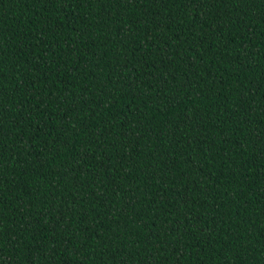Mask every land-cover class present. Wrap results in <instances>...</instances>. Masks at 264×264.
I'll return each instance as SVG.
<instances>
[{
	"label": "trees",
	"instance_id": "trees-1",
	"mask_svg": "<svg viewBox=\"0 0 264 264\" xmlns=\"http://www.w3.org/2000/svg\"><path fill=\"white\" fill-rule=\"evenodd\" d=\"M0 264H264V0H0Z\"/></svg>",
	"mask_w": 264,
	"mask_h": 264
}]
</instances>
